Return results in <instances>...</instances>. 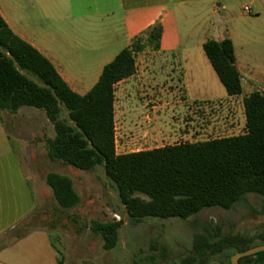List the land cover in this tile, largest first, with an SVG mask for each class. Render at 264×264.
I'll return each mask as SVG.
<instances>
[{"label":"crops","instance_id":"obj_1","mask_svg":"<svg viewBox=\"0 0 264 264\" xmlns=\"http://www.w3.org/2000/svg\"><path fill=\"white\" fill-rule=\"evenodd\" d=\"M0 16L80 96L93 88L122 49L141 38L134 73L114 85L118 155L208 141L202 139L204 133L224 132L221 122L212 130L210 111L215 104L232 112L230 132L237 127L245 132L243 101L240 112L237 101L264 92V0H0ZM155 24L161 26L157 48L142 37ZM226 39L233 46L242 92L224 103V88L203 45ZM19 110L5 114H11V121L4 115L1 125L5 129L9 125L23 144L22 155L33 161L36 124L17 119L21 114L30 119L36 111ZM50 127L49 137L40 133L45 145L54 138ZM233 136L238 135L227 137Z\"/></svg>","mask_w":264,"mask_h":264},{"label":"trees","instance_id":"obj_2","mask_svg":"<svg viewBox=\"0 0 264 264\" xmlns=\"http://www.w3.org/2000/svg\"><path fill=\"white\" fill-rule=\"evenodd\" d=\"M160 34L161 26L155 24L142 37L157 48ZM140 40L122 49L103 68L93 88L80 96L0 16V110L11 114L22 107L43 111L54 130V138L46 143L48 158L81 171L102 168L134 225L146 218L186 220L206 209L230 210L249 194L264 198V92L243 98L245 132L241 135L116 154L114 85L134 73ZM203 51L226 95L240 96L241 76L231 41L208 40ZM45 182L60 208L70 209L79 203L69 177L53 172ZM121 224L93 223L92 231L102 236L105 250L116 247ZM203 241L197 237L194 256L180 264H230L234 253L252 248L241 239L227 242L234 251L224 260L219 258L221 247L214 248L211 257L197 249ZM262 241L264 244V238ZM255 258L264 264V252L240 262Z\"/></svg>","mask_w":264,"mask_h":264},{"label":"rangeland","instance_id":"obj_3","mask_svg":"<svg viewBox=\"0 0 264 264\" xmlns=\"http://www.w3.org/2000/svg\"><path fill=\"white\" fill-rule=\"evenodd\" d=\"M222 94L225 103L228 96L225 90ZM243 97L235 106L239 112ZM29 110L36 111L35 115L28 119L21 114L17 121L36 124L33 161L22 155L23 144L9 125L2 127L1 119L8 112L0 110V264H180L194 256L197 237L204 239L197 249L211 257L212 250L221 247L219 258L224 260L234 251L227 242L241 239L249 247L263 244L264 198L253 194L230 210L211 208L186 220L146 218L136 225L130 223L102 168L81 171L48 159L40 133L49 137L51 124L41 110L23 107L19 112ZM231 114L225 105H213L212 130L221 122L224 132L204 133L202 139L242 134L241 127L229 131ZM201 118L206 124L205 117ZM4 120L11 121V114ZM50 172L72 180L79 196L75 207L57 205L45 182ZM119 221L117 245L105 250L102 236L92 231L93 223Z\"/></svg>","mask_w":264,"mask_h":264},{"label":"water","instance_id":"obj_4","mask_svg":"<svg viewBox=\"0 0 264 264\" xmlns=\"http://www.w3.org/2000/svg\"><path fill=\"white\" fill-rule=\"evenodd\" d=\"M260 252H264V244L257 246V247H254V248H251V249H248L244 252L236 253L235 255H233L230 258V262H231V264H238L237 260L239 258L252 256V255H255V254L260 253ZM215 263H217V262L213 261L209 264H215Z\"/></svg>","mask_w":264,"mask_h":264},{"label":"flooded vegetation","instance_id":"obj_5","mask_svg":"<svg viewBox=\"0 0 264 264\" xmlns=\"http://www.w3.org/2000/svg\"><path fill=\"white\" fill-rule=\"evenodd\" d=\"M260 245H263V244H260ZM260 245H256V246H253L252 248H254V247H257V246H260ZM251 249V248H250ZM252 256H254V255H252ZM232 257V256H231ZM244 258V257H243ZM242 258H239L238 260H237V262H238V264H260L258 261V259L257 258H255V259H253V260H248V261H246V262H240V260H241ZM230 264H231V262H230Z\"/></svg>","mask_w":264,"mask_h":264},{"label":"built area","instance_id":"obj_6","mask_svg":"<svg viewBox=\"0 0 264 264\" xmlns=\"http://www.w3.org/2000/svg\"><path fill=\"white\" fill-rule=\"evenodd\" d=\"M244 11L245 12H248V7H244Z\"/></svg>","mask_w":264,"mask_h":264}]
</instances>
